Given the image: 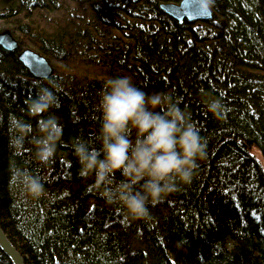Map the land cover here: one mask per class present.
Segmentation results:
<instances>
[{
  "label": "trees",
  "instance_id": "1",
  "mask_svg": "<svg viewBox=\"0 0 264 264\" xmlns=\"http://www.w3.org/2000/svg\"><path fill=\"white\" fill-rule=\"evenodd\" d=\"M161 0H0V31L41 54L37 80L0 47V227L25 264H264V0H216L206 21H177ZM130 76L145 91L182 98L208 143L191 185L126 224L79 176L73 138L98 131L103 83ZM57 80L63 143L48 168L10 147V115L23 118L39 86ZM202 92L227 106L206 111ZM33 134H36L35 131ZM13 165L44 177L34 200L11 183ZM0 264H10L0 250Z\"/></svg>",
  "mask_w": 264,
  "mask_h": 264
},
{
  "label": "clouds",
  "instance_id": "2",
  "mask_svg": "<svg viewBox=\"0 0 264 264\" xmlns=\"http://www.w3.org/2000/svg\"><path fill=\"white\" fill-rule=\"evenodd\" d=\"M197 2L202 12L212 14L216 0ZM61 90L59 81L49 80L26 101V115L37 121L35 130L23 118H8L10 147L18 155L26 142L31 143L33 158L42 169L53 164L63 143V126L50 111L59 107ZM201 94L206 111L223 120L228 111L223 100ZM181 104V97L165 91L149 93L130 76L109 77L97 102V133L91 139L73 138L79 176L91 179V187L106 204L122 210L126 224L150 222V209L191 185L199 162L207 157V140ZM11 183L34 200L47 196L44 177L27 168L13 165Z\"/></svg>",
  "mask_w": 264,
  "mask_h": 264
},
{
  "label": "water",
  "instance_id": "3",
  "mask_svg": "<svg viewBox=\"0 0 264 264\" xmlns=\"http://www.w3.org/2000/svg\"><path fill=\"white\" fill-rule=\"evenodd\" d=\"M160 8L170 17L177 21H206L211 14L201 11L197 0H161ZM0 47L15 52L18 49L17 41L12 37L9 30L0 31ZM17 60L35 78L47 79L53 74V69L46 59L30 49H26L17 56ZM0 250L9 259L10 264H25L21 254L9 241L0 227Z\"/></svg>",
  "mask_w": 264,
  "mask_h": 264
},
{
  "label": "bare ground",
  "instance_id": "4",
  "mask_svg": "<svg viewBox=\"0 0 264 264\" xmlns=\"http://www.w3.org/2000/svg\"><path fill=\"white\" fill-rule=\"evenodd\" d=\"M7 30V29H6ZM1 31H3V30H1ZM10 32V31H9ZM11 34V33H10ZM13 37V36H12ZM14 38V37H13ZM16 40V39H15ZM3 49V48H2ZM26 49H29V48H25V49H19V45H18V49H17V51H15V52H9V51H7V50H5V49H3L4 51H6V52H8V53H15V54H17V56H18V54H20L21 52H23L24 50H26ZM31 51H33L32 49H30ZM35 52V51H34ZM37 53V52H36ZM37 54H39V53H37ZM39 55H41V54H39ZM16 56V57H17ZM42 56V55H41ZM44 57V56H43ZM45 58V57H44ZM47 61V60H46ZM19 62V61H18ZM48 62V61H47ZM50 64V63H49ZM51 66V65H50ZM52 67V66H51ZM25 68V67H24ZM26 69V68H25ZM53 69V68H52ZM27 70V69H26ZM29 73V72H28ZM29 75L30 76H32L30 73H29ZM53 75V74H52ZM51 75V76H52ZM50 76V77H51ZM33 77V76H32ZM50 77H48V78H50ZM34 79H37V80H46V79H38V78H35V77H33ZM47 78V79H48ZM8 238V237H7Z\"/></svg>",
  "mask_w": 264,
  "mask_h": 264
}]
</instances>
